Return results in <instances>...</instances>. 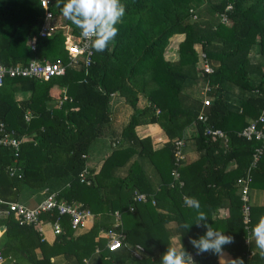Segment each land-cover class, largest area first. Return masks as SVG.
<instances>
[{
	"label": "trees",
	"instance_id": "obj_1",
	"mask_svg": "<svg viewBox=\"0 0 264 264\" xmlns=\"http://www.w3.org/2000/svg\"><path fill=\"white\" fill-rule=\"evenodd\" d=\"M51 1L53 15L71 35L79 36L80 30L62 15L59 0ZM121 3L126 12L117 25L119 34L108 50L92 49L88 67L80 61L64 76L49 81L5 77L0 85V121L17 138H31L21 143L16 158L10 149L0 147V199L23 203L25 191L55 192L58 199L81 203L94 215L90 229L78 234L70 228L68 217L56 212L45 216V223L59 219L64 231L51 244L39 233V225H19L12 213L0 216L4 229L0 250L7 264H54L53 258L58 256L63 264H85L84 260L87 264H160L172 236L178 243L181 238L187 252L196 253L189 238L206 232L194 224L199 213L207 216L204 223L234 238L224 248L232 260L264 264V257L245 244L264 216V204L250 205L245 228L238 185L260 145L238 133L264 111V0ZM203 3L217 17L225 16L226 22L199 19L195 9ZM42 22L39 0H0V65L67 61L63 27L49 38H40ZM175 35L182 39L176 48L177 60L169 61L164 54ZM33 37L37 38L35 51L29 45ZM254 45H259L257 60L250 56ZM199 52L211 73L196 68ZM198 83L200 98L187 91ZM18 94L26 97L17 99ZM113 95L123 98L134 111L118 129L111 117ZM205 97L209 105L202 108ZM63 98L59 107L56 103L48 106ZM139 98L145 104L137 110ZM201 110L207 117L205 123L197 119ZM27 112L31 115L28 122L24 120ZM142 125L161 128L167 138L161 148L154 149L150 137L136 134L135 129ZM207 126L222 130L226 140L205 135ZM187 128L194 130L186 141L193 142L197 158L188 164L183 161L178 168L183 183L179 186L171 176L173 140H185ZM102 139L110 147L94 174L88 166L89 151ZM145 159L158 176L156 182L140 163ZM232 162L235 165L229 168ZM11 167L17 171L11 173ZM83 171L89 184L80 181ZM254 190L264 191V151L251 172L250 193ZM134 191L148 195L149 200L133 203ZM185 197H194L198 208L186 205ZM130 205L134 206L132 212ZM158 209L173 216L172 229L166 227L167 215ZM219 210L225 214L218 216ZM116 211L123 221L121 228L110 220ZM184 224L193 225L186 230ZM112 230H122L125 238L119 249L110 252L105 247V233ZM135 245L144 249L141 260L131 255ZM194 260L195 264H220L212 253L196 255Z\"/></svg>",
	"mask_w": 264,
	"mask_h": 264
},
{
	"label": "built area",
	"instance_id": "obj_2",
	"mask_svg": "<svg viewBox=\"0 0 264 264\" xmlns=\"http://www.w3.org/2000/svg\"><path fill=\"white\" fill-rule=\"evenodd\" d=\"M40 7L42 10L43 22L39 31L38 36L40 38L51 37L58 27L59 24L56 23V17L51 11V0H39ZM229 8V7H228ZM219 20L223 23L226 22V17L219 15ZM59 25V26H58ZM65 35V48L68 53V58L65 63L61 60H56L55 62H41L37 60H32L26 64H16L11 66L0 65V85L5 77L9 78H29L38 81H49L55 77L64 76L68 68L77 67L80 61L84 62L85 67H88L91 62V57L93 55L92 48L87 43V41L82 37L81 33L79 36H73L69 33V30L64 31ZM37 38L33 37L30 42V48L32 51L36 50ZM200 69L206 73H211L212 69L209 67L205 60L203 53L199 56ZM208 87L204 89L203 92L207 91ZM62 100L56 102V106L59 107ZM209 105V99L204 98L202 101V108ZM31 115L27 112L24 115V120L29 121ZM197 119L200 122L205 123L207 121L206 115L201 110L198 114ZM205 135L212 139H223L226 140L225 133L220 129H214L212 127H205ZM240 137H243L247 141H256L260 145L256 147L252 153L250 164L243 177L238 180L240 200L242 202L241 213L242 221L247 228L250 221V183H251V172L256 168L257 163L264 151V111L258 116V118L250 121L247 126L238 133ZM31 138H17L14 131L8 130L4 122L0 121V147L10 149L15 158L20 150V145L23 141H30ZM185 146V140L183 138H176L173 140V157L175 167L171 170V176L175 182H178L179 186L183 183L179 180L178 168L181 166L184 155L183 149ZM11 173H14L16 168H9ZM80 181L89 184L90 181L87 180V172L83 171L79 175ZM45 197L34 207H28L20 202H6L0 199V216L14 214L17 223L19 225L30 226L39 225V233L41 234V225L48 224L54 236L63 234L64 231L61 227L60 220L57 219L53 223H45V216H52L56 212L59 216H66L69 219V226L74 231V233H82L90 229L93 224V214L86 208L83 207L81 203L73 202L67 203L62 199L57 198V193L47 191L44 192ZM151 198V197H150ZM149 200V196L134 191L132 194L133 203H146ZM151 204L155 205V201L151 198ZM128 210L132 212L134 206L130 205ZM115 221L113 223L114 227L122 226L121 215L118 211L113 213ZM3 232V228H0V235ZM42 235V234H41ZM106 245L105 247L108 251L113 252L119 249L122 245V241L125 238V234L122 230L108 231L105 233ZM245 244L249 246L250 244L245 241ZM96 252L99 249L95 250ZM144 249L140 245H135L131 249V255L135 260H141ZM193 258L197 255L196 253H190ZM6 258L0 250V264H6ZM87 264V260H84ZM119 264V263H115Z\"/></svg>",
	"mask_w": 264,
	"mask_h": 264
},
{
	"label": "clouds",
	"instance_id": "obj_3",
	"mask_svg": "<svg viewBox=\"0 0 264 264\" xmlns=\"http://www.w3.org/2000/svg\"><path fill=\"white\" fill-rule=\"evenodd\" d=\"M58 6L62 15L79 30L82 37L96 52L108 50L119 34L117 25L125 15V5L121 0H59ZM185 203L193 208H198L199 202L194 197H185ZM208 220L203 213L197 215L196 226L206 228L204 235L198 238H189V243L196 250V254L212 253L223 261V264H243L242 260L226 258L224 248L234 243V238L215 229L212 225L204 223ZM193 224H184L188 230ZM175 240V237L171 238ZM249 244L255 247L264 256V216L251 229V234L246 238ZM160 264H195L193 256L186 251L181 238L178 245L169 243L166 252L162 255Z\"/></svg>",
	"mask_w": 264,
	"mask_h": 264
},
{
	"label": "rangeland",
	"instance_id": "obj_4",
	"mask_svg": "<svg viewBox=\"0 0 264 264\" xmlns=\"http://www.w3.org/2000/svg\"><path fill=\"white\" fill-rule=\"evenodd\" d=\"M198 12V16L200 17L199 19L201 20H211V22L214 24L218 21V17L216 15H214L207 4L203 3L201 4L200 6H198L197 9H195V12ZM196 12V13H197ZM195 14V13H194ZM196 16V14H195ZM56 23L60 25V27L58 28H62V21L60 18H56ZM58 25V26H59ZM64 31H67V27H63ZM180 37L178 36H174L172 37L170 40H169V46L168 48L166 49L165 51V54H164V57L165 59L169 60V61H175L177 60V52H176V48H177V44H178V41H179ZM199 46H196V50L199 51ZM258 53H259V45H254L252 48H251V51H250V56L253 60H257L258 59ZM199 56H200V52H199ZM200 60L198 59V62H197V67L196 68H200ZM197 69V70H198ZM198 75H199V72H198ZM252 79H255L252 77ZM255 81V80H254ZM64 90V89H62ZM189 92V94L193 97H196V98H200L202 96V87L200 85V83L192 86L190 89L187 90ZM15 97L17 99H22L24 97H26V95H23V94H18V95H15ZM143 99L142 101H144V98H141ZM56 102L52 101L48 104V106H54ZM139 103V100L136 104ZM142 106V105H141ZM138 107V106H137ZM140 109V108H138ZM137 109V110H138ZM129 110L130 112H132L133 110L131 108L127 109ZM125 118H124V117ZM121 119L123 118V123L122 124H126L128 122V118H129V115L127 114H124ZM144 125L138 127V132H141L143 129H144ZM159 131H162L161 128L158 126V125H155L153 127H149V137L152 139V144L154 145H157L158 144V139H159V136L157 135V133ZM192 134H194V130L192 129L190 133H187L185 136V141H186V138L191 136ZM100 141L102 140H97L93 146L90 148V151H89V158H94V156H96L97 154V150H98V144L100 143ZM160 143V142H159ZM196 153L195 151V148H194V145H193V142L191 140H188L186 141V144L184 146V149H183V155L186 159L190 158L189 155L192 154L194 155ZM91 161V160H90ZM142 165H143V169L145 170V172L148 174V175H152L156 177V180H158V176L156 174V172L154 171L153 167L151 166V164L148 162V160H142L140 162ZM264 192V191H263ZM255 190L253 192L250 193V205H262L264 204V194L262 195V200L260 202H258L255 198H254V194H255ZM25 203V202H23ZM27 205H29L28 203H25ZM167 217H168V222L167 223H173L174 224V218L173 216L169 213V214H166ZM113 219V223L115 221V218H111V220ZM41 234L43 236V238H47V232L50 230V226L48 224H42L41 225ZM173 237V236H172ZM106 238V236H105ZM178 240V238H177ZM177 240H172L171 243H175V244H178L177 243ZM254 243V242H253ZM252 245V250L254 253H258L260 254V250L258 248L255 247V243L254 244H251ZM261 255V254H260ZM262 256V255H261ZM264 257V256H263ZM6 264H7V260H6Z\"/></svg>",
	"mask_w": 264,
	"mask_h": 264
},
{
	"label": "crops",
	"instance_id": "obj_5",
	"mask_svg": "<svg viewBox=\"0 0 264 264\" xmlns=\"http://www.w3.org/2000/svg\"><path fill=\"white\" fill-rule=\"evenodd\" d=\"M57 20V19H56ZM68 29V28H67ZM69 30V29H68ZM175 36H178L180 37L179 41L182 39V36L180 35H175ZM111 104H110V110H111V117H112V122L114 124V126L118 129L120 128L121 126H123L124 124L123 123V118L121 119V117L124 115V114H127L129 115V118L131 117V115L133 114L134 111L130 112L129 107L126 103H125V100L117 95H113L112 98H111ZM143 99L139 98V105L136 106L135 109H138V108H142L145 104V101H142ZM142 105V106H141ZM132 109V108H131ZM124 117V116H123ZM125 118V117H124ZM128 118V119H129ZM250 121V120H249ZM155 125H144V129L141 131V132H138V127L135 129L136 131V134L139 136V137H146L148 136L149 137V127H153ZM140 127V126H139ZM192 130V128H187L186 131H185V135L187 133H190ZM157 135L159 136V139H158V144L157 145H153V148L154 149H159L161 148L164 143L167 141V138L166 136L164 135L163 131H159L157 133ZM152 141V139H151ZM160 142V143H159ZM109 142L108 140L106 139H102V141H100V143L98 144V150H97V154L96 156H94V158H89V160H91L88 164L89 167L93 168L94 170V174L98 172V170L100 169V166L102 165L103 163V159L107 153V150L109 148ZM190 158L186 159L184 157V163L183 164H188L190 162H193L196 158H197V153H195L194 155L190 154L189 155ZM234 163H230L229 165V168H233L234 167ZM156 182V179L155 181ZM45 191H34V192H31V191H25L23 193V196H24V200L23 202L25 203H30L29 205L25 204L26 206L28 207H34L36 206L44 197H45ZM253 192V191H252ZM255 194H254V198L260 202L262 200V195L264 194L263 191H258V190H255ZM160 214H164L166 215L167 214V211H165L164 209H158L157 210ZM218 216H222L225 214V211L224 210H219L217 212ZM166 217V216H165ZM111 218H113V216H111ZM111 220V219H110ZM93 222H94V215H93ZM111 222L113 223V219L111 220ZM174 224H175V221H173ZM123 223V221H122ZM172 222L171 223H166V227L168 229H172L175 225H174ZM123 225V224H122ZM123 227V226H122ZM4 231V229H3ZM3 233V232H2ZM1 233V234H2ZM175 237L177 240V237L176 236H173ZM54 235L52 234V231L51 229L47 232V238H45L46 242H48L49 244H51L54 240ZM172 238V237H171ZM170 238V240L172 241V239ZM177 243H178V240H177ZM178 245V244H177ZM225 254H226V258L227 259H231V256L229 255L228 252L224 251ZM11 260H14L13 258ZM53 262L54 264H63V259L62 257L58 256V257H55L53 258ZM218 262L220 263V258L218 257ZM221 264H223V261H221Z\"/></svg>",
	"mask_w": 264,
	"mask_h": 264
}]
</instances>
